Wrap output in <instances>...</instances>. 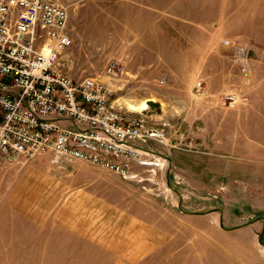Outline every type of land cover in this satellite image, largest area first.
<instances>
[{
	"label": "rangeland",
	"instance_id": "1",
	"mask_svg": "<svg viewBox=\"0 0 264 264\" xmlns=\"http://www.w3.org/2000/svg\"><path fill=\"white\" fill-rule=\"evenodd\" d=\"M50 1L70 9L59 69L165 140L142 144L154 165L129 178L48 155L0 163V264H264V80L250 66L264 55L241 33L264 0ZM21 177L42 186L30 206L13 197ZM123 214L143 237L118 255Z\"/></svg>",
	"mask_w": 264,
	"mask_h": 264
},
{
	"label": "built area",
	"instance_id": "2",
	"mask_svg": "<svg viewBox=\"0 0 264 264\" xmlns=\"http://www.w3.org/2000/svg\"><path fill=\"white\" fill-rule=\"evenodd\" d=\"M69 21V7L57 2L0 0V163L51 155L55 163L81 161L129 178L133 165L149 163L142 144L165 135L114 109L97 79L75 81L59 69L74 44ZM226 45L248 68L249 50Z\"/></svg>",
	"mask_w": 264,
	"mask_h": 264
},
{
	"label": "crops",
	"instance_id": "3",
	"mask_svg": "<svg viewBox=\"0 0 264 264\" xmlns=\"http://www.w3.org/2000/svg\"><path fill=\"white\" fill-rule=\"evenodd\" d=\"M229 22H222V26L226 25ZM232 24V22H231ZM229 23V26L231 25ZM226 29L228 28V26H224L223 28ZM241 33H243V35H245L249 41H251L252 43H254L256 49H254L253 53L255 55H264V20L262 19H257L254 18L252 19H247L246 21H244V27L243 29H241ZM262 59V57L259 58V60ZM254 60L250 62V66H255V69L253 70L254 72H251V76L254 80H259V81H263L264 80V68L262 67V65H264V63H258L259 61ZM246 71V70H245ZM243 71V72H245ZM249 72V70H248ZM246 71V74L248 73ZM51 155H48L44 158H42L40 161H47L48 157H50ZM39 162L37 161L36 163L39 164ZM31 186V187H30ZM42 186L37 184V185H33L32 183H30L29 180L25 179V177H21V179H19L15 189H14V193H13V197L16 199L25 197V200L23 202V206H30L32 203H34V201H36V198H38V195L40 194L42 188ZM12 196V195H11ZM111 213H114V211H111ZM125 215V214H123ZM121 215V218L119 220L120 227H123L122 229V233H123V237H117L116 238V242L114 244H112L114 246L113 250L118 254H123L125 252L124 247H131L134 246V242L133 241H140V239L143 237L142 235V227H138L135 225V223L133 222L134 218L128 215L123 216ZM113 216L110 217V220H113ZM102 240H104V238H102ZM155 249L156 248V240L153 239V242L151 244Z\"/></svg>",
	"mask_w": 264,
	"mask_h": 264
},
{
	"label": "bare ground",
	"instance_id": "4",
	"mask_svg": "<svg viewBox=\"0 0 264 264\" xmlns=\"http://www.w3.org/2000/svg\"><path fill=\"white\" fill-rule=\"evenodd\" d=\"M146 107H147V104H145L144 108H146ZM133 110H135V109H133ZM148 165H154V164H148Z\"/></svg>",
	"mask_w": 264,
	"mask_h": 264
},
{
	"label": "water",
	"instance_id": "5",
	"mask_svg": "<svg viewBox=\"0 0 264 264\" xmlns=\"http://www.w3.org/2000/svg\"><path fill=\"white\" fill-rule=\"evenodd\" d=\"M151 164H154V163H151Z\"/></svg>",
	"mask_w": 264,
	"mask_h": 264
}]
</instances>
